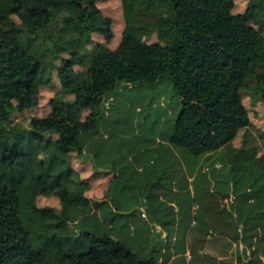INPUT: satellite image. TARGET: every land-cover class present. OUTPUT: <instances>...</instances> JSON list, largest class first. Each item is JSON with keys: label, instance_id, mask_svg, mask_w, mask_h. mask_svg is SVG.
<instances>
[{"label": "trees", "instance_id": "obj_1", "mask_svg": "<svg viewBox=\"0 0 264 264\" xmlns=\"http://www.w3.org/2000/svg\"><path fill=\"white\" fill-rule=\"evenodd\" d=\"M99 1L0 0V264L154 263L153 252L137 254L109 227H78L106 203L89 196L81 164L85 140L98 132L119 86L170 85L181 106L168 140L193 156L223 148L241 131L238 150H248L244 98L264 101V0H245L225 19L214 0H121L124 27L115 49L92 37L112 33ZM15 50L28 62L12 96L1 81L12 76ZM55 74L67 83L50 112L16 121L38 106L39 87H51ZM254 168L264 171V158ZM44 197L59 205H40Z\"/></svg>", "mask_w": 264, "mask_h": 264}, {"label": "crops", "instance_id": "obj_2", "mask_svg": "<svg viewBox=\"0 0 264 264\" xmlns=\"http://www.w3.org/2000/svg\"><path fill=\"white\" fill-rule=\"evenodd\" d=\"M169 127L133 146L103 137V146L115 147L111 162L110 155L95 162L92 137L85 140L81 167L89 196L104 200L110 213L125 216L130 246L119 230L116 237L111 235L137 254L153 252V264H264L262 193L249 186L221 185L217 176L225 166L218 156H193L174 146Z\"/></svg>", "mask_w": 264, "mask_h": 264}, {"label": "rangeland", "instance_id": "obj_3", "mask_svg": "<svg viewBox=\"0 0 264 264\" xmlns=\"http://www.w3.org/2000/svg\"><path fill=\"white\" fill-rule=\"evenodd\" d=\"M214 7L218 16L225 19L231 17V14L241 12L245 6V0H214ZM102 12L112 18V33L103 31H95L92 37L96 43L104 44L110 49H115L122 37L124 20L122 14L121 0H101L98 2ZM156 40L153 35L150 41ZM78 65L75 66L77 71L84 69V63L78 59ZM28 62L26 54L20 50H15L11 61L12 76L10 79L2 80V86L7 93L14 96L18 87V75L24 69ZM262 72L264 80V67L259 69ZM67 83L65 77H59L57 74L53 76V85L51 87H39V104L37 107L17 114L15 120L25 123L31 116L43 117L46 116L51 108L49 102L53 95ZM35 92V89H33ZM155 101V105L152 102ZM154 103V102H153ZM244 103L249 109L252 125L248 128V143L247 151H239L238 148L242 142L243 131H241L234 144H227L222 152H214L218 156L220 162L225 167L220 175L217 176L221 185H226L231 177L236 180L239 186H249L257 191V194L262 193L264 196V171L255 170V166L259 164V160L264 158V101L253 102L251 98L245 96ZM181 99L175 94L173 88L168 84H162L160 88L151 90L148 88H133L119 86L113 94V99L105 103L103 109L104 120L100 123L98 132L92 136L91 152L95 162H100L101 158L109 156L116 157L114 146L105 147L101 142L103 137H109V141L116 140L123 146H133L136 141L144 137H150L153 134H158V130H167L172 126L180 111ZM166 118V123L160 122V119ZM230 145V146H229ZM103 146V147H101ZM109 162V163H110ZM109 170L112 164L108 165ZM107 168V167H106ZM105 168H103L104 170ZM118 186V184L116 183ZM116 189H113V194ZM100 199V198H96ZM264 199V198H263ZM40 205L58 206L56 198H41ZM264 208V207H263ZM104 214L101 216L100 211L88 216L83 220V223L78 226L81 230L97 231L104 230L108 232L110 225L115 226V231H110L113 236H117L119 230L123 234V241L130 246L131 239L127 236L130 234V226L125 221V216H116L111 214V207L103 206ZM264 210V209H263ZM254 219L250 224H253ZM114 237V238H115ZM121 238V237H120Z\"/></svg>", "mask_w": 264, "mask_h": 264}]
</instances>
